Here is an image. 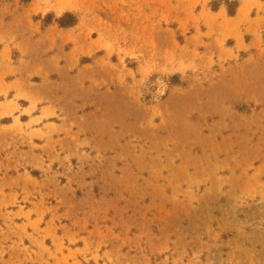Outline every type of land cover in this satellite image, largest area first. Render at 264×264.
<instances>
[{
	"label": "rangeland",
	"instance_id": "374dc122",
	"mask_svg": "<svg viewBox=\"0 0 264 264\" xmlns=\"http://www.w3.org/2000/svg\"><path fill=\"white\" fill-rule=\"evenodd\" d=\"M0 264H264V0H0Z\"/></svg>",
	"mask_w": 264,
	"mask_h": 264
}]
</instances>
